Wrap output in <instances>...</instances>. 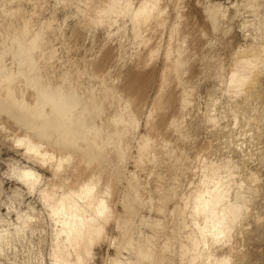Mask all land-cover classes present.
Instances as JSON below:
<instances>
[{
    "label": "rangeland",
    "instance_id": "rangeland-1",
    "mask_svg": "<svg viewBox=\"0 0 264 264\" xmlns=\"http://www.w3.org/2000/svg\"><path fill=\"white\" fill-rule=\"evenodd\" d=\"M12 1L10 6L17 3L24 14L32 13L35 25L50 28L53 53L38 66L48 68L53 76L64 68L67 81L75 82L74 89L89 85L98 94L100 107H106V117L115 110L122 114L124 108V114L137 123L134 132L138 137L127 141L123 134L127 144L123 142L118 156L103 164L93 148L92 152L86 150L89 143L83 139L61 147L57 140L48 145L44 134H38L56 156L64 157L53 174L49 163L16 142L32 118L21 125L13 114L0 112V264H52L54 224L39 190L46 184L49 187L51 181L57 184L56 175L69 171L73 177L64 188H75L94 174L95 193L103 192L109 206L99 217L103 225L88 244L85 264H108L114 258L122 264H136L133 257L137 251L126 246L129 236L139 243L140 237L144 238L141 243L147 245H142L144 250L139 254L144 264H202L201 257L193 259L182 252L181 244L189 240L192 223L184 213L181 197L196 186L203 160L225 158L231 161L236 177L226 195L230 201L241 197L236 202L244 203L220 241L206 236L210 237L208 249L218 257L227 255L226 264H264V0H157L164 21L158 30L154 27L152 32H143L145 41L140 43L131 37L126 17H118L109 28L95 19L92 13L102 6L101 0ZM130 1L134 5L140 2ZM179 44L186 55L179 56L184 62L173 69L167 62L177 56ZM243 48L249 53L257 50L253 56L248 53V58L261 54L256 59L261 69L251 72V79L244 83L252 81L242 85L238 93L228 82L234 62L246 57V52L241 53ZM41 50H33L35 60ZM30 99L35 100V95ZM209 116L217 120H208ZM88 122L92 129L95 121ZM59 129L62 140L71 135L65 128ZM77 129L86 130L83 126ZM138 146H147L148 152L141 153ZM149 159L152 161H146ZM22 168L39 174L34 188L18 179Z\"/></svg>",
    "mask_w": 264,
    "mask_h": 264
},
{
    "label": "bare ground",
    "instance_id": "bare-ground-1",
    "mask_svg": "<svg viewBox=\"0 0 264 264\" xmlns=\"http://www.w3.org/2000/svg\"><path fill=\"white\" fill-rule=\"evenodd\" d=\"M11 1L12 0H0V112L13 114L17 118V120L21 122V125L26 124L27 118H32L31 121L29 120V123H31V125L30 124L26 125L24 134L21 137L19 136L16 139V142H20L27 149L33 151L35 155L37 154L42 162H46L47 165L49 163L50 166L47 167L53 168L52 170L53 174L57 171L59 161H61L64 157L62 156V154L56 156L53 153L52 148L49 149L48 146L43 142L42 138L46 140L48 145H51L52 141L57 140L56 143L60 144L61 147H66L67 145H76L80 139H83L84 141L89 143V146L86 148V150L88 148L89 149L93 148L94 149V150L92 149L93 152L95 151V153L102 156L103 158L102 162L103 161L108 162L109 158L112 159L118 156V153H120L119 150H121L123 142L127 144V142L124 141L125 136L123 134H125L128 137L127 141L129 140V138L131 140H134L135 138L138 137L134 132L135 126L137 127L136 125L137 123L135 121L130 120L132 116L124 114L123 112L124 108L121 110L122 114L118 110H115L112 112L111 115L106 117L104 115L105 114L104 111L106 107L105 108H101L102 106L100 107V104L98 102L99 100H97V97L99 98L98 94L93 93L89 88V85L86 84H81L78 88L74 89L73 83L75 82L67 81L68 76L66 75L64 68L62 69L59 68L55 76L50 74L51 70L48 71V68L46 69L40 68L38 66V63L41 61L45 62V60L53 53V47H50L49 44L50 35L48 34L50 33L49 32L50 28L49 27L45 28L40 24L35 25L34 20H32L34 18L32 13L28 12V15L24 14L23 10L21 9V6H19V4L17 3H16L17 5L15 4L14 1L16 0L12 1V3H14L15 6H10ZM19 1L17 2L19 3ZM22 1L24 3L27 0H22ZM33 1L36 2V0ZM33 1L31 0L28 2H33ZM139 1H140L139 3H136L134 5L130 0H101L102 6L100 8L95 7L94 8L95 12L92 13V15L95 17V19H99V20L101 19L100 21L104 23L105 26H107L108 28L113 23L118 22L117 19L119 18L123 19V17L124 18L126 17L129 22V26L128 25L127 26L130 28L129 31L131 33V37L135 39L134 42L140 43L144 39L143 32L145 31L148 32V30H151L149 32H152V29L154 27L156 28L162 26L161 24L163 23L164 19H162L163 12L160 9L159 7L160 5L158 4L159 2L157 0H139ZM37 3L38 2H36V4ZM37 18L38 17H36V19ZM46 24L47 23H45V25ZM125 24H126V20H125ZM118 28L119 26L117 27V29ZM261 44L262 43H260L259 45ZM180 45L181 44H179V46L177 45L176 47V51L178 52L177 56L173 57V59L167 62L168 65L173 69H176L175 67L177 66L179 67L184 62L179 58V56L185 54L182 46ZM37 48L42 50L38 53L39 59L35 60L36 56H34L33 50ZM244 50L249 51L243 48V50H241L242 51L241 53L246 52ZM252 52L253 51H250V53L246 52V54L244 53V55L246 56L245 58L244 57L237 58L236 62H234L236 65H234L235 67L230 73L228 83L230 87L233 86L234 89L237 88L238 90L236 89L237 90L236 92L238 93L242 91L241 89L243 88L241 87L242 85L246 86L247 83L249 84V81H252V80H248V82L244 83L249 78L251 72H253L254 70L257 71V69L260 68L257 67L259 62V61L257 62L258 60L257 57H259L261 54L258 55L257 57L256 56L252 57L253 59L248 58L247 56H249V54H251ZM255 52H257V50H255ZM168 53L169 52L167 51L166 54ZM237 53L238 52H236V54ZM261 60L262 59H260V61ZM260 63L263 62L261 61ZM58 66L59 67L63 66V64L61 66L60 60ZM82 82L79 81L78 83H82ZM229 89L230 88L226 90L229 91ZM182 90L183 92L185 91L184 88H182ZM31 94L35 95V100L30 99ZM188 94L189 93H187V95ZM184 98L187 99V97ZM184 98L183 101L185 102L186 100ZM156 99H158V97H156ZM120 100L122 101V99ZM120 100H118V102ZM188 102L185 104H188ZM114 103H116V100ZM155 103L156 102H153V104ZM208 118L210 119V116L207 117V119ZM214 119L216 118L211 117L210 120L211 121L217 120ZM89 120L95 121L93 125L94 127L92 129L87 125L89 123L88 122ZM79 126H83L84 129L86 130L78 131L77 127ZM114 127L117 129L116 131H118L119 136L115 134L116 131ZM59 128H63V129L65 128L64 130L69 131L71 135L69 137L63 138L62 140V138L59 135V132L61 131ZM29 131H33L35 134H33V136H30ZM61 132L63 133V131ZM102 133L103 135H101ZM38 134H44V136L42 138H39ZM122 135H123V141H122ZM142 145L143 144H141V146ZM141 146H138L140 148L138 150L141 151V153H147L148 145L146 146L147 149L144 146H143L144 148H142ZM91 149L89 150L90 152H92ZM101 149L103 150V152ZM88 152L86 154H88ZM119 155L122 156V154ZM126 155L128 156V154ZM143 157L144 156H142V158ZM145 157L146 159H148L150 158V155L147 154V156ZM120 159L122 158L120 157ZM152 159L146 161H152ZM218 161L219 160H217V162L203 160L204 163L202 162V167L198 175L196 186L192 188L191 192L187 196L181 195L183 196L181 197V199L183 201L184 213L188 215V217L190 218L189 221L191 220L192 223L191 226L192 228L190 227L191 231L188 232L187 234V239H189L187 240L188 243L187 241H185L186 243L183 242L181 244V248L183 250L181 251L185 254H189L190 257L193 259L197 257H201L202 264H226L228 262L229 258L227 255L223 254L224 256L218 257L215 256L214 253L208 249L209 246L208 239L211 237L213 242H217L221 240V237L224 234H226L225 233L226 230L230 228V223L236 219L240 208L243 207V203H244L243 201H245L244 197H243L244 200L242 199L243 201H241L243 202L242 204L236 202L237 200L239 201L241 197L239 199L237 198L236 201L235 200L230 201V198L228 199L226 195L227 187L231 186L233 182L236 184V177L234 175V171L231 170V165H230L231 161L229 159L225 158L223 160H220L219 162ZM71 174L72 171L65 172L60 175H56L58 180L57 184L51 181L49 182L51 188L50 186L49 187L47 186L48 184H46L44 185L43 188L39 190L40 191L39 195L41 196V199H43V206L47 211H49V216L54 224L55 247L53 245L54 249L51 250V252L53 251L52 264H85L86 263L85 259H87L86 256L88 255L87 253L89 252L88 244L92 241L93 238L92 236L94 234H98V232L101 230L103 225L99 221L100 220L99 217H102L107 212L109 207L106 204V200L104 198V195L102 194L103 192L101 193L98 192V194H96L97 192L95 193L96 183L94 182V174L79 181L76 184L75 188L73 187L71 188L69 187L67 189L64 188V185L68 183L71 177H73L71 176ZM38 175L39 174L34 173V171L29 168H22L17 173L18 179L24 182V184H26L28 187H32V188H34L33 186H35L34 185L35 182L38 181L37 178L40 177ZM241 181H239V183ZM241 187L238 189H241ZM232 189H236V188H232ZM239 192H241V190ZM235 195L236 194H234V196ZM235 197H237V195ZM90 221H92L93 224L92 222L88 223ZM183 222H185L186 224V221ZM183 222H182V226L184 225ZM23 227L25 228V225ZM17 229H19V227ZM139 233L141 232L139 231ZM206 236H210V237H208L207 239ZM141 237L139 243L136 241L134 242L135 239L129 236L126 242L127 245L125 244L129 248V250L130 247L132 246V248L133 247L135 248V253L137 251V253L135 254L136 256L133 257L134 262H136V264H144L142 256H139V254H141V252L144 250L143 249L144 247L142 245L145 244V243L144 244L141 243L142 240L144 239L143 238L141 240ZM184 237L186 238V233ZM130 261L131 260H129V262ZM108 264H122V262H120L118 258H114L110 260Z\"/></svg>",
    "mask_w": 264,
    "mask_h": 264
}]
</instances>
